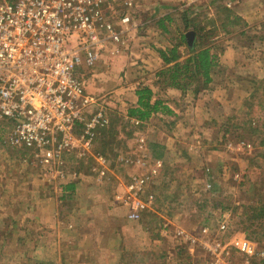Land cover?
Listing matches in <instances>:
<instances>
[{"label": "rangeland", "instance_id": "rangeland-1", "mask_svg": "<svg viewBox=\"0 0 264 264\" xmlns=\"http://www.w3.org/2000/svg\"><path fill=\"white\" fill-rule=\"evenodd\" d=\"M223 1L204 0L197 5L187 4L186 0H134L131 6L125 8L130 20L124 40L133 43L135 39L140 41L136 42L139 46L145 40L157 52L177 44L180 35L187 32H192L194 42H198V35L203 31L210 33L205 44L211 47L228 43L236 49L240 48L236 53L244 63L242 74L246 75V83L237 86L238 90L243 88L255 94L253 105L248 107L242 103L239 110L228 112L222 122L203 124L204 132L193 129L187 133L189 140L186 142L180 140L183 135L176 129L174 117L152 124L154 127H145L143 122H140L142 126H135V119L122 116L126 106L122 108L118 97L115 100L111 93L95 91L97 80L91 81L90 78L93 68L80 66L77 76L88 91L102 98L110 119L108 126L99 132L94 145V153L104 156L109 162L108 180H98L92 171L95 163L91 158L81 159L75 154L64 156L65 179L52 178V170L41 167L30 152L3 144L0 132V264H65L58 262L60 252L68 256L77 254L80 247L73 230L76 205L82 201H78L79 197L76 198L73 193H62L63 187L72 180L76 181L74 178H79L81 186L78 193L87 187L96 192L87 196L88 202L104 206L105 198L110 200L114 188L128 178L129 170L121 165L119 157L134 149L135 140L140 135L147 140L152 137V141L161 137L166 139L167 136L176 141L171 153H166L159 145L149 148L151 157L164 162L163 174L152 187L156 194L154 213L146 215L139 223L122 220L116 227L120 242L99 244V247L98 242L96 245V242L86 244L83 257L86 264L210 263V258L201 249L196 248L189 253L187 247L171 234L162 235L160 229L164 223L173 229L181 228L191 233L206 226L215 233L218 225L226 222L224 235L220 237L231 250L232 264L246 261L236 251L239 239L247 241L256 250L264 249V218L247 221L244 214L245 207L252 205V200L256 206L259 205L256 190L261 189V194H264V113L257 106L264 93V50L261 46L264 44L261 37L264 27L260 31L255 26L244 29V24L233 20L232 7ZM192 5L191 10L189 7ZM117 9V1L112 2L111 14ZM186 12L188 31H185L183 22ZM111 20L117 21L116 18ZM221 23L227 25L222 27ZM191 29H195L197 34ZM128 49H121L120 53L123 52L124 57L132 59L136 65H145L140 58L131 56ZM181 51L186 53L184 47ZM102 54L112 59L118 57V54L111 55L107 51ZM148 56L146 59L152 61L150 57L153 54ZM122 83L125 84V79ZM124 99L122 102L129 106V99ZM244 122L247 124L240 126ZM233 124L241 128L227 132L226 128L230 129ZM248 126L256 127L257 132L249 133ZM242 143L249 144L250 149L237 147ZM208 180L212 189L206 191ZM27 205L34 211L36 207L43 210L40 215L44 216L47 225L43 230L47 232L44 242L48 250L46 254L36 252L32 241L25 242L31 230L24 227L27 224L25 218L34 215V211L30 214L29 208L26 211ZM96 211L102 215L98 210H94L93 214H97ZM247 260V264H264L258 259Z\"/></svg>", "mask_w": 264, "mask_h": 264}, {"label": "built area", "instance_id": "built-area-1", "mask_svg": "<svg viewBox=\"0 0 264 264\" xmlns=\"http://www.w3.org/2000/svg\"><path fill=\"white\" fill-rule=\"evenodd\" d=\"M115 1L118 9L111 14ZM133 1L0 0L2 142L30 152L41 167L52 170V178L65 179L64 156L75 154L91 158L98 180H108L109 162L94 153V145L99 132L108 126L109 115L105 102L87 92L76 71L82 65L94 68L102 53L119 54L125 47L130 20L125 8ZM186 1L193 4L196 0ZM134 124L141 125L139 121ZM119 162L130 173L114 188L112 198L125 210L128 222L139 223L154 213L152 187L163 174L164 162L150 156L142 135ZM211 189L208 180L205 190ZM226 226L221 222L215 233L206 226L191 233L164 223L160 231L164 236L171 234L189 253L196 248L204 251L209 264H232L231 250L220 237ZM236 251L246 259L238 264H247V259L264 261V249L256 250L245 240H238Z\"/></svg>", "mask_w": 264, "mask_h": 264}, {"label": "crops", "instance_id": "crops-1", "mask_svg": "<svg viewBox=\"0 0 264 264\" xmlns=\"http://www.w3.org/2000/svg\"><path fill=\"white\" fill-rule=\"evenodd\" d=\"M203 1L204 0H196L195 3L198 5L202 4ZM223 2L229 3L230 7H232L231 11L234 16L240 19L241 24H244V29L255 26L257 30L260 31L261 28L264 27V0H224ZM193 6L194 5L189 8L192 10ZM244 31L246 30H242V32ZM186 34L184 36H186ZM261 37L264 39V32ZM130 42V40H127V46L123 47L122 50L130 48L128 51H130L131 56L134 55L136 58H140V62H144L145 65H143V63L136 65L137 63L132 59H126L123 52L119 53L118 57L113 59L109 56H101V62L92 69L90 78L91 81L97 80L95 83V86H97L96 92H108V94H112L113 99L116 100L118 97L117 101L121 100L120 104L122 108L126 106V109H123L124 111L120 109V111H123L122 116L127 115L129 108L136 106V91L139 87L145 86L151 89L154 95L153 101L160 100L163 102L172 114L171 116H167L163 113H156L146 122L142 123L145 127H154L155 125L153 126L152 124L163 122L170 117H174V120L177 121L176 129L183 135L180 140L184 139L187 142L189 140L187 133L193 129L204 132L205 128L203 124L208 125L211 122H222L228 112H232L234 109L239 110L242 103H244L249 96L247 89L245 90L242 88V90H238L237 86L246 83V75L242 74V65L244 63H241L236 53L240 48L236 49L233 45H227L228 43L220 47L213 46L211 51L217 56V64L211 75L210 84L205 90L198 94H193L191 92H186L184 94L176 89L163 88L161 84H159V80L155 73L161 70L164 65L158 53L155 49H152L151 45L148 46L145 40L143 43H140V46L139 43H136L140 41L133 39V43ZM194 43L193 36V45ZM261 46H263L262 50H264V44ZM171 47L172 46L168 45L167 49ZM181 49L182 47L180 51ZM148 54H153V56L150 57L152 61L146 59L149 57ZM124 79L125 84L122 83ZM87 92L90 93L91 91L87 90ZM124 98L129 99V106L122 102L125 100ZM108 105L111 106L112 103L109 102ZM206 131H209V129H206ZM173 136L177 137L175 134ZM149 138L148 140L146 139L149 153V148L154 145L161 146L166 153H171L172 148L175 147L176 141H174V138L167 136L166 139H162L161 137V139L153 141L151 140L152 137ZM129 173L128 171V174ZM74 179L76 181L72 180L70 182L74 184L72 193L76 198L79 197L78 201L81 200L83 203V201L86 200L87 202L84 201V205H81L82 203L76 205L77 212L75 214L76 218L73 231L75 232V236H77L80 249L78 253L73 256L64 255V252H60L58 262H64L65 264H86L83 258L84 251L87 248L86 244L90 245L89 242H96V245L98 242L97 245L99 247V244H111L115 243L116 240L120 242L116 227L120 225L122 220H124V222L128 221L125 219V210L113 201L112 194L110 200L105 198L106 204L104 206H98L97 202L89 203L87 196H92L96 194V192L94 193V191H90L87 187H83L84 189L78 193L81 184L79 178ZM27 208H29V205H27L26 211ZM29 209L31 214V211L33 212L34 209L32 207ZM94 210L100 211L102 215L96 212L102 217H94L97 215L96 213L93 214ZM41 211H43L41 208L36 207L34 215L32 217H27L28 219L25 218L27 224H25L24 227L31 228L27 233L29 238L26 239L25 242L28 243L32 241L36 252L38 251L40 253L43 251L42 254H46L48 250L44 242L47 232L43 230L47 228V225L44 216L40 215Z\"/></svg>", "mask_w": 264, "mask_h": 264}, {"label": "trees", "instance_id": "trees-1", "mask_svg": "<svg viewBox=\"0 0 264 264\" xmlns=\"http://www.w3.org/2000/svg\"><path fill=\"white\" fill-rule=\"evenodd\" d=\"M223 12L228 15L230 14V12L225 9H223ZM186 17H188L187 12L183 15V22L185 31H188L189 23L186 21ZM233 20L236 23L237 21L240 23V19L236 16H233ZM226 22L229 21L227 20ZM221 25L222 27H225L227 24L221 23ZM191 30L197 34L195 29ZM209 34L210 33L208 32L203 33V31H200V35H198V42L195 41L192 47L187 45L186 38L183 34L180 36L179 42L173 45L170 49L157 51L164 66L161 70L156 72L155 75L159 80V84H161L163 88L176 89L184 94L186 92L198 94L208 87L211 82V75L217 64V56L211 51V45L205 44V39H207L206 37L209 36ZM181 47L186 49V53L180 51ZM251 84L255 86L253 82H251ZM254 95L255 94L253 92L249 93V96L245 100L244 104L248 107L252 106ZM136 97V106L129 108L127 111L128 119H135L136 121L144 123L156 113H163L167 116H171V111L163 104V102L160 100L153 101V92L148 87H139L136 91ZM257 106L264 113V93L261 98L258 99ZM243 124L246 125L247 122L242 123L240 126ZM240 126L233 124L230 125V129L226 128V130L227 132H230L232 129L238 130L241 128ZM248 127L249 133L257 132L256 127ZM240 137H236V139H240ZM73 189L74 184L68 183L65 187H63V192L64 194L67 192L72 193ZM260 190H256L258 191L257 201L259 205L256 206L252 200V205H247L245 207L246 210L244 214L247 216V221H255L261 217L264 218V194H261Z\"/></svg>", "mask_w": 264, "mask_h": 264}, {"label": "water", "instance_id": "water-1", "mask_svg": "<svg viewBox=\"0 0 264 264\" xmlns=\"http://www.w3.org/2000/svg\"><path fill=\"white\" fill-rule=\"evenodd\" d=\"M186 41L189 47H192L193 45V33L189 32L186 34Z\"/></svg>", "mask_w": 264, "mask_h": 264}]
</instances>
